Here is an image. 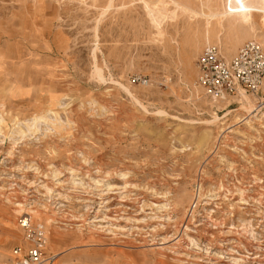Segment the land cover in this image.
Wrapping results in <instances>:
<instances>
[{"label":"rangeland","instance_id":"374dc122","mask_svg":"<svg viewBox=\"0 0 264 264\" xmlns=\"http://www.w3.org/2000/svg\"><path fill=\"white\" fill-rule=\"evenodd\" d=\"M180 8L0 0V263L29 215L57 264H264V84L214 101L197 83L208 45L264 47V9Z\"/></svg>","mask_w":264,"mask_h":264},{"label":"built area","instance_id":"2783aa9c","mask_svg":"<svg viewBox=\"0 0 264 264\" xmlns=\"http://www.w3.org/2000/svg\"><path fill=\"white\" fill-rule=\"evenodd\" d=\"M198 85L214 101H224L238 92L258 94L264 84V47L256 40L245 42L231 57H224L215 44L208 45L198 59ZM136 81L147 83L142 77ZM27 247H17L0 264H57L58 254L47 253L44 225L29 215L20 219Z\"/></svg>","mask_w":264,"mask_h":264},{"label":"bare ground","instance_id":"6f19581e","mask_svg":"<svg viewBox=\"0 0 264 264\" xmlns=\"http://www.w3.org/2000/svg\"><path fill=\"white\" fill-rule=\"evenodd\" d=\"M234 1L236 2V4L234 6H232L231 4L229 5V7L227 6L228 9L226 11H214L211 7H209V9H208L209 12H207V11H204V9H202L200 11H197V10H195L193 8H190L188 5H185V4L181 3V2H179L178 0H172V2L177 7H181L180 9H182L183 11H189L190 13L193 14V16L194 15H197V16L198 15H203V16H207V17H216L217 19H220V20H221V18L223 16H225L224 13H228V14H234L233 17H236L237 20H240L242 22L243 21H249L250 20L249 18L252 15L251 12H252L253 9L258 8V5H260V8H263L264 9V0H256L254 2V4L253 3H250V2H247L245 0H234ZM232 2H233V0H232ZM208 31H209V29H208ZM0 129H1V127H0ZM18 205H19L18 211L24 212L26 210L23 207L22 204L21 205L18 204ZM53 236H54L55 239H58L59 238V236L57 235V233H54Z\"/></svg>","mask_w":264,"mask_h":264}]
</instances>
